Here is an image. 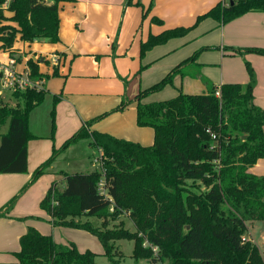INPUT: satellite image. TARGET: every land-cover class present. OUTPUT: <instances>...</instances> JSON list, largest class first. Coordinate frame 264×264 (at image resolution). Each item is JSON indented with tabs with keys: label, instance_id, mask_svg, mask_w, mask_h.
<instances>
[{
	"label": "trees",
	"instance_id": "16d2710c",
	"mask_svg": "<svg viewBox=\"0 0 264 264\" xmlns=\"http://www.w3.org/2000/svg\"><path fill=\"white\" fill-rule=\"evenodd\" d=\"M52 1L48 5L45 0H0V47L10 49L18 39L27 43L59 42V4L75 0ZM249 12H264V0L221 1L200 15L193 26L151 35L142 44L141 55L187 35L203 20L227 24ZM229 50L264 56L262 48ZM198 57L199 52L136 96L137 125L153 129L152 145L91 131L111 112L96 117L59 150H53L31 181L0 211V217L9 214L62 152L89 140L102 153V169L59 173L65 178V186L54 182L41 202L55 227L82 229L98 237L111 262L114 243L130 240L135 242L132 258L149 264H264L260 249L252 242H243L249 225L264 221V176L251 172L264 159V109L254 102L253 68L246 64L250 76L246 85H216L200 75L206 93L180 92L172 99L144 102L173 85L176 76H185L184 67ZM28 66L33 80L48 79L32 59ZM45 96L43 86L39 91L14 93L16 106L0 97V174L28 172V143L34 138L29 117ZM57 103L55 97L51 112L54 130ZM126 107L123 103L113 112ZM6 126L8 130L3 133ZM102 181L106 193L100 190ZM122 216L132 222L134 233L122 225L112 226ZM92 218L100 220L101 225L95 226ZM145 240L158 247L157 257L151 248L143 246ZM15 256L17 262L13 264H96L97 258L91 250L79 251L74 243L57 244L52 235H44L34 227L21 237L20 251Z\"/></svg>",
	"mask_w": 264,
	"mask_h": 264
},
{
	"label": "crops",
	"instance_id": "0c3cea01",
	"mask_svg": "<svg viewBox=\"0 0 264 264\" xmlns=\"http://www.w3.org/2000/svg\"><path fill=\"white\" fill-rule=\"evenodd\" d=\"M45 1L48 5L53 4L52 0ZM221 1L225 0L61 2L59 42L27 43L18 39L10 49L0 47V50L20 58V68L28 65L30 59L36 62L40 73L48 76L43 83L46 94L50 90L53 91L50 94L51 103L45 112L39 114L40 104L30 113L29 130L34 138L28 143V172L0 174V211L21 192L31 181L35 170L53 154L55 146L50 138L54 137L55 130L51 108L55 97L58 98L57 141L61 136V141L64 142L86 122L111 112L95 123L91 131L108 133L149 146L153 144L154 139L151 141L150 135L154 136V131L151 128L138 127L136 96L140 91L160 82L174 67L199 52L197 61L184 67L186 75L176 76L173 87L167 86L144 102L172 99L180 92L195 94L192 92H201L204 89L196 94L206 93L207 89L200 75H204L216 85H246L250 81L246 65L249 63L255 71L257 81L254 102L264 109V56L247 52L233 53L229 50L264 49V12H249L227 24L213 19L203 20L187 35L171 39L141 55L142 44L151 35H159L176 27L193 26L200 15ZM154 18L162 23L154 21ZM52 56H58L57 65L51 61ZM55 71L58 77L53 76ZM54 86L57 89H53ZM123 103L127 104L123 111L113 112ZM85 141L87 142L82 143L92 146L89 140ZM80 144L79 142L70 148L74 149ZM87 159L83 163L84 171L75 173L96 170L93 157L89 156ZM60 172L66 171L55 170L52 164L45 174L24 192L9 214L0 217V244H4L0 250L13 255L20 251L18 241L30 227L35 226L32 222H19L27 214L22 211L23 208L29 206L30 210H34L38 205L40 209L37 208L35 213L41 212V202L51 185L57 182L60 187L65 186V178ZM251 172L264 176V159H260L251 168ZM249 235L248 238L262 253L261 246L250 232V225ZM16 262V257H11L5 264Z\"/></svg>",
	"mask_w": 264,
	"mask_h": 264
},
{
	"label": "rangeland",
	"instance_id": "374dc122",
	"mask_svg": "<svg viewBox=\"0 0 264 264\" xmlns=\"http://www.w3.org/2000/svg\"><path fill=\"white\" fill-rule=\"evenodd\" d=\"M9 56H10V54H8L7 52L0 50V60L2 62H6L9 58ZM253 71H254V69H253ZM254 73H255V71H254ZM255 76H256V74H255ZM56 77H58V76H56ZM55 79H57V78H55ZM137 79H138V77H137ZM51 86H53V82H51ZM56 86H57V84H56ZM56 86H54L53 89H57ZM170 87H173V85H171ZM116 89L118 90V88H116ZM138 90H140L139 87H138ZM195 91H198V90H195ZM202 91H204V89ZM131 92H133V91H131ZM201 92H192V93L196 94V93H201ZM52 93H53V91H51V90L47 92L44 102L39 106V110H40L39 114H41V112H43L45 109H47L49 107L51 100H52V97L50 96V94H52ZM149 97H151V96H149ZM149 97H147L146 99H148ZM2 100H3V102H5L11 106H16L18 103V101L15 98H12V95L9 93H5L4 98L2 97ZM149 102H153V101H149ZM57 106H58V103L56 104V107H55V126H56V129H55L54 137L50 138V140H51L52 144L55 146L54 149L59 150L62 147L63 143L67 139H69L72 135H74L76 132H78L81 129V127L76 132H73L72 134H70V136L67 139L63 138V139H66L65 141L63 140L64 142L61 141V136H59V139L57 141V134H56V131H57ZM52 110H53V107L51 108V112H52ZM38 123H40V121ZM7 130H8V126L4 127L2 129V132L5 133V132H7ZM150 139H151V141H153V139H154L153 134L150 135ZM82 142H87V141H85V140L80 141V143H81L80 145H78L77 147H74V149L68 148L66 151L62 152L57 157V159L53 162V167H55V170H59V171L63 170V171H66V173L71 174V173H75L77 171L78 172L84 171L83 170L84 169L83 163L85 160L86 161L88 160L87 157H89V156L93 157V161H94V158L98 156V150L96 149V147H92V146L90 147L87 143H82ZM87 154H88V156H87ZM95 168H96V170H98V167H95ZM37 208H39L38 205L35 207L34 210H30L29 206H26L25 208H23L22 211L24 213H27V214H25L23 216L24 218L20 219L19 222L23 223V224H29L30 222H32L33 225H35L34 227H36L41 233L46 234V235H52L53 239L55 241H57V243H59V244L69 245L71 243H74L79 251L91 250L92 252L97 254L96 264H149V262L147 260L138 261V260L132 258L135 242L130 241V240H121V241H117L114 243V249H113V254H112L113 260L111 262L110 259H108L104 255L105 250H104V247H103V245H102V243L98 237H95L92 234H90L89 232L82 230V229H74V228L65 227V226H56L55 227L52 224L51 218L48 216V213L45 210H43L42 207H41V209H42L41 212L35 213V211H38ZM82 220L85 221L86 219L83 218ZM90 221H92V223L95 226L101 225V221L96 219V218H92V219H90ZM253 224H255V225H253ZM253 224L250 225V232L253 234L255 241L261 246L262 255L264 257V242H263L264 241V221H257L256 223H253ZM121 225L124 226L130 232H133V233L135 232V227L132 224V222L128 219V217L122 216L121 218H119L117 221H115L112 224V226H121ZM250 235H249V230L247 232H245V234H244L245 237H250ZM145 241H147V240H145ZM3 245L4 244H0V247ZM18 245L20 248V241H18ZM11 257H16V256L13 254H10V253H6L5 250H0V264H5L6 261H8L9 258H11ZM160 264H166V263H160Z\"/></svg>",
	"mask_w": 264,
	"mask_h": 264
},
{
	"label": "built area",
	"instance_id": "2783aa9c",
	"mask_svg": "<svg viewBox=\"0 0 264 264\" xmlns=\"http://www.w3.org/2000/svg\"><path fill=\"white\" fill-rule=\"evenodd\" d=\"M16 55H10L6 62L0 60V72L2 73L0 79V97L4 98L5 93H9L13 96L16 92H24L27 90H41L44 86V82L35 81L31 77V71L27 64L20 68L21 64L18 61ZM51 61L57 65L59 58L58 56H52ZM220 96V93H217ZM93 164L98 167V170L102 169V153L98 150V156L94 158ZM100 190L106 193L104 187V181L100 183ZM113 211V208L111 209ZM243 242H252L248 237H243ZM143 246L145 248L149 247L152 249L155 257L158 256L159 249L156 246L151 245L149 242L145 241Z\"/></svg>",
	"mask_w": 264,
	"mask_h": 264
},
{
	"label": "water",
	"instance_id": "95a60500",
	"mask_svg": "<svg viewBox=\"0 0 264 264\" xmlns=\"http://www.w3.org/2000/svg\"><path fill=\"white\" fill-rule=\"evenodd\" d=\"M232 4H233V2H232Z\"/></svg>",
	"mask_w": 264,
	"mask_h": 264
}]
</instances>
